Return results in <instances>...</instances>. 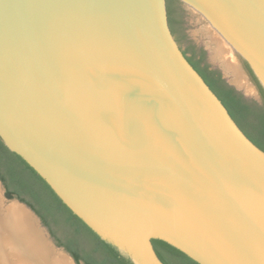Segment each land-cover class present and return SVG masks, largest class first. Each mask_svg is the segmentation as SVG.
<instances>
[{"label": "water", "instance_id": "1", "mask_svg": "<svg viewBox=\"0 0 264 264\" xmlns=\"http://www.w3.org/2000/svg\"><path fill=\"white\" fill-rule=\"evenodd\" d=\"M178 1L264 90V0ZM0 140L131 264H161L152 239L264 264V153L186 61L165 0H0Z\"/></svg>", "mask_w": 264, "mask_h": 264}, {"label": "trees", "instance_id": "2", "mask_svg": "<svg viewBox=\"0 0 264 264\" xmlns=\"http://www.w3.org/2000/svg\"><path fill=\"white\" fill-rule=\"evenodd\" d=\"M168 28L183 56L220 101L244 136L264 153V90L244 63L254 81L260 101L248 100L227 85L218 70L205 62V51L197 49L184 28V9L178 0H165ZM0 182L6 199L28 207L47 230L55 246L62 248L75 264H131L114 246L102 240L75 215L49 185L0 140ZM151 245L161 264H199L168 243L152 239Z\"/></svg>", "mask_w": 264, "mask_h": 264}, {"label": "bare ground", "instance_id": "3", "mask_svg": "<svg viewBox=\"0 0 264 264\" xmlns=\"http://www.w3.org/2000/svg\"><path fill=\"white\" fill-rule=\"evenodd\" d=\"M214 41L213 60L222 62L225 72L233 75L232 81L236 85L250 90L236 63L229 60L227 48L215 37ZM0 264H72L66 255L51 248L34 218L25 208L3 199L1 186Z\"/></svg>", "mask_w": 264, "mask_h": 264}, {"label": "rangeland", "instance_id": "4", "mask_svg": "<svg viewBox=\"0 0 264 264\" xmlns=\"http://www.w3.org/2000/svg\"><path fill=\"white\" fill-rule=\"evenodd\" d=\"M183 8V7H182ZM184 13V28L187 39L197 48L205 51V62L210 66V68L214 70H218L226 83L232 85L237 89L246 99L260 101V97L257 94L256 85L252 78H248V75L245 73L243 69V63L234 58L233 62L236 63L238 70L242 74L241 76L244 78L245 82L249 85V89L244 88L242 86L236 85L232 80L234 79L231 73L225 72V69L222 65V62L218 60H213L212 58V48L215 45L214 38H212L210 31L208 30L206 23L196 14L191 11L183 8ZM223 67V68H222ZM245 89V90H244ZM251 92V93H250Z\"/></svg>", "mask_w": 264, "mask_h": 264}, {"label": "flooded vegetation", "instance_id": "5", "mask_svg": "<svg viewBox=\"0 0 264 264\" xmlns=\"http://www.w3.org/2000/svg\"><path fill=\"white\" fill-rule=\"evenodd\" d=\"M243 67H244L243 69L245 70V73L248 75V78H251L250 75H249V73L247 72V70H246V68H245L244 63H243ZM256 90H257V88H256ZM257 91H258V90H257Z\"/></svg>", "mask_w": 264, "mask_h": 264}]
</instances>
